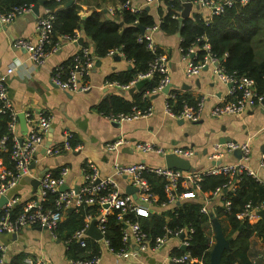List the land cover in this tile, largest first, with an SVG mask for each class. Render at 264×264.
Here are the masks:
<instances>
[{
	"label": "crops",
	"instance_id": "crops-1",
	"mask_svg": "<svg viewBox=\"0 0 264 264\" xmlns=\"http://www.w3.org/2000/svg\"><path fill=\"white\" fill-rule=\"evenodd\" d=\"M74 2L81 4L82 16L90 14L93 7L100 5L104 8L103 17L115 15V11L121 4L119 0H74ZM133 2L136 5L140 4L138 0ZM197 5L194 4L190 16L200 12L210 19L211 10L200 5L197 7ZM145 7L154 12L159 20L158 6ZM44 8V5L41 6L40 14L43 13ZM37 16L31 12L24 13L12 23H0V77L7 76L5 82L17 115L21 112L26 113L28 131L32 127L30 118L37 119L41 112L53 117L51 127L44 135V142L38 147L36 159L32 165V174L21 179L16 187L8 191L6 194L8 199L16 198L24 202L34 197L39 187L35 189L30 179L38 178L43 171L53 170L62 165L69 168L64 185L68 186V190L75 189L82 183L83 165L88 159L94 161L100 176H114L122 193H128L127 189L132 184L129 177L115 174V160L123 163L145 162L154 166L166 165L161 154L137 150L133 144L123 146L117 152L109 151L106 144L121 135L132 142L152 141L166 151H171L175 147L193 148L194 154L189 159L196 170L207 169L217 163L239 164L240 158L234 151L225 152L216 160L212 158V153L218 144H225L226 141L223 142V139L226 137H232L237 142L248 141L251 146V156L247 165L264 182V166L261 165L264 151V105L248 107L241 113L212 115L213 106L226 100L230 85L214 73L211 65L202 69L197 75H187V61L180 51L179 31L167 34L159 29L153 33V39L168 59L172 83L170 90H175L194 100L204 98L201 118L191 121L167 114L164 106L165 93L159 92L152 94L154 106L152 115L132 121L116 122L100 111L98 106L110 94H119L129 100L132 99L136 91L135 84L128 89L105 85L110 75L130 69L132 63L121 51L97 57L87 78L91 84L90 89L64 91L51 81L54 69L78 52L84 46V42H88V45L94 49L93 41L85 37L82 32L79 37L84 38L82 44L79 43V39L74 41L63 35L53 47L50 46L46 61L42 65H36L30 58L29 52L24 47L17 46L15 42L17 38L23 37L38 43ZM10 67L13 70L8 73ZM133 87L135 89L131 91ZM17 132L19 137L27 135L22 134L19 116ZM67 132L73 134V138L81 147L78 150H66L56 155L47 154V145L61 143ZM2 151L6 150L0 147V167L4 165ZM220 195L221 193L214 194L215 199L212 200L205 194L207 198L205 205L208 209L222 203ZM14 205H20V203ZM2 207L0 206V209ZM168 207L170 206L155 204L152 211L165 210ZM211 230L214 245L216 239L213 220ZM252 240L254 249L260 251L255 257H262L264 254L262 240L258 237H253ZM0 242L7 243L12 254L23 253L25 260L40 258L47 264H71L65 242L54 238L47 228L40 225L23 227L16 237L14 234L0 233ZM100 244L101 256L98 264H175L172 255L184 249L180 238L175 235H171L168 241L158 249L149 248L146 251L123 256L108 249L101 241Z\"/></svg>",
	"mask_w": 264,
	"mask_h": 264
},
{
	"label": "built area",
	"instance_id": "built-area-1",
	"mask_svg": "<svg viewBox=\"0 0 264 264\" xmlns=\"http://www.w3.org/2000/svg\"><path fill=\"white\" fill-rule=\"evenodd\" d=\"M133 1L134 0H126L119 5V8L126 7L133 12H137L148 5H156L159 7L161 4H164L166 0H138L140 2L139 5L134 4ZM192 1L194 4L209 8L211 10V19L215 14L224 12L226 7H230L236 2L244 4L248 3L250 0ZM33 8V5L16 6L7 12L0 9V23H12L19 15L30 12L32 13ZM54 18V11L48 7H45L43 13L37 16L36 24L39 37L38 43H33L23 37L16 39V45L24 47L29 52L30 58L36 65H42L46 61L51 49V30ZM210 19H208V21ZM157 30H159V25L155 24L145 28V31L140 35V41L145 40L148 48L153 52H155L158 47L153 39V33ZM65 37L76 41L80 37V31H76L74 35H65ZM199 49L198 46H191L185 51L180 46L183 58L187 61V75H197L202 69L211 65L214 73L223 82L230 85L226 100L213 106L211 111L212 115L219 116L237 112L241 113L248 107L262 105L264 95L258 93L255 87V82L252 78L247 76L237 77L234 74L228 73L222 65L221 59L211 51V46L208 42L202 46V49L206 51L204 59L202 61H195L196 52ZM118 51L120 50L112 49L109 54ZM96 58L92 46H82L80 50L75 53L73 57V65L68 71L66 77H62L60 65L54 69L51 76L52 83L67 92L90 89L91 84L87 81V78L90 75V71L94 66ZM12 70L13 68L10 67L8 73H11ZM155 72H158L161 75L159 84L153 91L144 94V96H152V94L163 92V89L171 83L168 59L163 52L156 55V58L148 71L138 73L137 77L130 83L120 84L117 81L106 80L105 85L108 87L113 86L128 89L133 86L137 80L151 77ZM6 78L7 76L0 77V111L8 113L10 119L8 122V132L0 139V147L7 150V141L9 139L13 141V148L10 157L14 164V170L8 169L5 165L0 167V196L6 195L10 189L17 186L21 179L32 174V165L36 159L38 147L44 142V135L51 127L53 119L52 115L44 112L39 113L38 118L35 120L30 118L29 121L32 123V127L21 142L17 132L18 115L9 97L8 87L5 82ZM172 91L173 90H170L165 93V112L177 118H184L191 121L199 120L202 115L204 98L198 99L195 104L184 102L182 108L176 111L174 105L170 101L171 98H175V94L172 93ZM153 112L154 106L153 103H151L146 108H140L134 105L130 112H122L118 114L110 113L107 116L112 121L124 122L132 121L141 117H148L152 115ZM72 138L73 134L71 132L65 133L61 143L52 144L47 147V154L56 155L66 150H78L81 145L72 144ZM129 144H133L137 150L145 152L153 151L159 154L171 152L188 159L194 154L193 148L175 147L171 151H166L162 147L156 146L152 141L132 142L123 135L109 141L106 144V148L109 151L117 152L121 147ZM237 148H240L242 151V157L240 158L239 164L217 163L210 168L195 171L169 168L166 165H148L145 162L123 163L115 160V174L130 178L131 186L137 188L138 200L131 193L120 192L119 183L114 176H100L98 167L91 159L86 160L83 165V180L77 191L75 189L62 191L60 189L61 185L64 184L65 176L68 173V166L62 165L57 176L54 175L51 169L45 170L38 177L40 183L38 186V192L34 197L24 202L12 198L3 205L1 209L2 211L0 212V233L12 235L18 233L23 227L40 225L47 228L50 231V234L54 238H57L55 230L61 221L62 211H65L68 208H76L83 203L90 205L99 204V215L94 218L92 214H89L86 217V225L77 230L73 236L81 243V245L85 246L87 238L92 237L88 234V228L91 222L95 220L96 227L102 234V238H92L99 242H103L108 249L119 256L137 253L138 251H146L149 248L158 249L168 241L171 235H175L180 238L181 245L184 247L181 252L172 255V260L175 264H206L203 259L193 256L189 251L193 232L192 227H181L175 230L166 227L162 235L153 239L146 231H144L139 221H132L129 218H125L122 227V240L125 243V246L120 250H115L111 246L110 238L107 235V215L114 209L119 210V217L121 219L123 218V215L129 211H134L137 215L141 216L150 215L153 206L158 200V195L153 192L151 184L145 175L146 172L155 173L163 179L165 183L164 189L168 198L167 202L162 204L164 207L172 206L174 203L179 202V200L184 198L195 197L200 190V181L206 174H227L230 177L229 185L232 187L233 182L231 183V180L244 170L257 177L255 171L247 165V161L251 156V146L248 141H229L224 145L218 144L216 150L212 153V158L215 160L219 159L225 152L234 151ZM261 165L264 166V151L262 153ZM180 186L183 187L184 190L179 191ZM101 191H105V193L100 194ZM221 192L222 189L219 188L217 193ZM51 193L55 194L53 201L54 206L47 207L45 203L48 201L49 194ZM15 203H20L21 205V208L17 212H13V206ZM225 203L229 208L231 201L227 200ZM261 209H264V202L261 206H254L252 202H248L245 205L244 210L238 213V217L252 222L258 221L260 218H263L259 214ZM202 211L204 213L209 212L207 205H203ZM0 250V264L4 262L7 263L10 258L8 244L0 242ZM100 256L90 260H69L71 261V264H98ZM25 261L29 264H47L40 258H27Z\"/></svg>",
	"mask_w": 264,
	"mask_h": 264
},
{
	"label": "trees",
	"instance_id": "trees-1",
	"mask_svg": "<svg viewBox=\"0 0 264 264\" xmlns=\"http://www.w3.org/2000/svg\"><path fill=\"white\" fill-rule=\"evenodd\" d=\"M70 0H48L44 7L54 11V20L51 30V45L57 43L63 35H74L76 31L83 33L93 41V52L96 57H104L110 50H120L124 57L132 63V69L114 73L107 80L117 81L120 84H128L135 79L138 73L150 69L156 55L163 51L157 47L153 52L148 48L145 40L140 41L142 33L139 24L148 28L158 24L159 29L167 34L180 32V46L186 51L191 46L200 48L196 52L195 61H202L206 51L202 46L208 42L211 51L221 59L225 70L237 77L247 76L254 80L255 87L259 94L264 95V0H250L248 3L236 2L225 11L215 14L209 21L200 12L183 20L181 26L179 17L183 9L184 0H166L158 7V17L146 7L133 12L129 8L121 7L115 11V15L103 17L104 8L93 7V11L82 18L80 11L81 4L73 2L67 5ZM121 3L126 0H119ZM39 0H0V9L4 12L12 10L16 6L37 5ZM84 46L88 42L83 43ZM75 55V54H74ZM74 55L61 63V75L66 77L73 65ZM161 75L153 73L151 77L139 79L135 83L136 91L129 100L119 94L108 95L100 104V111L109 115L110 113L130 112L134 105L146 108L152 102V96H144L145 93L153 91L159 84ZM175 98L170 101L177 111L182 108L184 102L195 104L194 100L187 95H182L173 90ZM1 106V103H0ZM8 113L0 111V139L8 132ZM72 144H78L73 138ZM7 150L2 151L4 165L14 170L11 160L13 141H7ZM61 167L53 169L55 176L59 174ZM151 188L159 196L156 204L161 206L167 202V194L164 189L163 179L152 172H146ZM233 187L229 185L230 177L227 174L204 175L200 181V190L195 197L179 200L165 210L151 211L149 216L137 215L129 211L119 217V210L114 209L107 215V235L110 238L111 246L120 250L125 246L122 240V227L125 218L132 221H139L141 227L153 239L162 235L166 227L173 230L181 227H192V238L189 251L193 256L203 259L210 264V255L213 247L211 222L213 218L219 219L222 223L224 233L229 240V248L225 249L221 264H264L262 257H255L260 251L253 247L252 238L258 237L264 246V218L252 222L238 217V213L244 210L248 202L254 206H261L264 202V182L256 176L242 171L231 180ZM221 192V204L209 208L208 213L202 211L205 205V194L214 200V194L218 189ZM184 190L179 187V191ZM105 193L101 191L100 194ZM55 194H49L47 207H53ZM214 198V199H213ZM211 200V201H212ZM230 200L228 208L226 201ZM99 204H86L73 209L62 211V218L56 228L57 238L65 242L68 258L72 260H90L101 255V244L99 241L88 237L86 245L74 238L77 230L86 225V217L89 214L95 218L99 215ZM21 205H14L13 212H17ZM153 209V208H152ZM2 210L0 209V212ZM208 227V228H207ZM207 231V229H209ZM179 253V252H177ZM262 253V252H261ZM1 256V250H0ZM7 264H29L25 261L23 253H10ZM38 264V263H33Z\"/></svg>",
	"mask_w": 264,
	"mask_h": 264
},
{
	"label": "water",
	"instance_id": "water-1",
	"mask_svg": "<svg viewBox=\"0 0 264 264\" xmlns=\"http://www.w3.org/2000/svg\"><path fill=\"white\" fill-rule=\"evenodd\" d=\"M48 0H39V3L37 5L34 6L33 8V14L35 16L40 14V10H41V6H43L45 4V2ZM74 2V0H70L68 1L67 5H70ZM194 3L192 0H185L183 2V9L181 11V15L179 18V24L181 26L183 20L187 17L190 16L192 9H193ZM197 7H199V5H197ZM89 15V14H88ZM87 14H85L82 18H85L86 16H88ZM139 28L141 29L142 32L145 31V27L142 25H138ZM84 41V38L81 37L79 38V43L82 44ZM207 68V67H205ZM130 69H132V66H130ZM172 87V83H170L169 85H167L164 89L163 92L167 93L170 91ZM134 87L131 88V91H134ZM262 104L264 105V99L262 101ZM20 118V122H21V128H22V134L25 135L28 133V124H27V118H26V113L21 112L19 115ZM24 139V136L20 137V141L22 142ZM226 141V142H225ZM229 141L232 142H237L236 139H233L232 137H226V139H223V142L227 143ZM49 145H47L48 147ZM234 152L236 153V155L241 158L242 157V151L240 150V148H237L234 150ZM161 156L164 158L165 164L167 167L169 168H178V169H182V170H191V171H195L196 169L193 167L192 162L190 159L188 158H183L181 156H178L177 154L168 152L165 154H161ZM31 183L34 185V188L36 189L39 186L40 183V179L39 178H31L30 179ZM79 188V186L75 187V190L77 191ZM60 189L62 191L68 190V186L67 185H61ZM128 193H131L134 195V197L138 200L137 197V188L135 186H130L127 189ZM8 197L6 195H2L0 197V206H3L4 204H6L8 202ZM259 214L264 218V209H261L259 211ZM213 224H214V229H215V243L212 247L211 250V255H210V264H221L222 261V256H223V252L225 249L229 248V240L226 237L222 225L220 223V221L216 218L213 219ZM88 234L90 236H92L95 239H101L102 238V234L99 232L98 228L96 227V221L93 220L88 228ZM14 236H17V233H14ZM2 264H7L6 262L2 263Z\"/></svg>",
	"mask_w": 264,
	"mask_h": 264
}]
</instances>
